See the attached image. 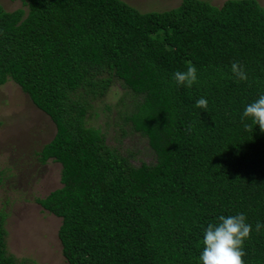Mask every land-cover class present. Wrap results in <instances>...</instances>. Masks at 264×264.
Returning <instances> with one entry per match:
<instances>
[{
	"label": "trees",
	"instance_id": "trees-1",
	"mask_svg": "<svg viewBox=\"0 0 264 264\" xmlns=\"http://www.w3.org/2000/svg\"><path fill=\"white\" fill-rule=\"evenodd\" d=\"M17 1V0H12ZM0 2V86L12 80L56 125L39 161L61 163L62 186L36 201L61 217L67 264H197L203 228L221 214L252 224L245 264H264V131L244 106L264 92V6L182 0L141 11L125 0ZM238 61L248 79L237 80ZM198 69L191 88L172 74ZM117 77L124 114L156 160L135 165L87 125ZM207 111L195 107L199 97ZM1 174V172H0ZM1 181V178H0ZM0 215V264H17Z\"/></svg>",
	"mask_w": 264,
	"mask_h": 264
},
{
	"label": "rangeland",
	"instance_id": "rangeland-1",
	"mask_svg": "<svg viewBox=\"0 0 264 264\" xmlns=\"http://www.w3.org/2000/svg\"><path fill=\"white\" fill-rule=\"evenodd\" d=\"M139 10L163 11L182 0H125ZM222 5L226 0H207ZM264 6V0H258ZM13 11L20 0H0ZM24 7V6H23ZM135 95L115 77L105 96L92 101L89 127L100 128L107 143L129 157L133 164L156 160L147 137L125 121L134 109ZM56 133L51 117L38 108L21 87L10 80L0 86V215L8 230L7 249L17 264H67L59 237L62 218L36 201L62 186L61 163L41 164L38 153Z\"/></svg>",
	"mask_w": 264,
	"mask_h": 264
},
{
	"label": "clouds",
	"instance_id": "clouds-1",
	"mask_svg": "<svg viewBox=\"0 0 264 264\" xmlns=\"http://www.w3.org/2000/svg\"><path fill=\"white\" fill-rule=\"evenodd\" d=\"M230 73L237 80L245 81L248 74L243 65L233 61ZM176 86L191 88L198 82V69L194 64H188L185 70H177L172 74ZM195 107L207 111L208 100L201 96L195 100ZM250 118L252 124L259 125L264 131V92L257 98L245 104L241 120ZM264 229V221H257L255 230ZM252 224L247 222L245 213L234 215L221 214L203 228L202 245L197 264H245L244 242L250 237Z\"/></svg>",
	"mask_w": 264,
	"mask_h": 264
}]
</instances>
